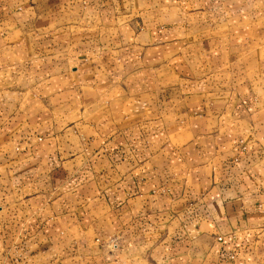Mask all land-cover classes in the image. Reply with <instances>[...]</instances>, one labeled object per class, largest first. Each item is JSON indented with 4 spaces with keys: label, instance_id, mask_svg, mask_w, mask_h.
<instances>
[{
    "label": "crops",
    "instance_id": "0c3cea01",
    "mask_svg": "<svg viewBox=\"0 0 264 264\" xmlns=\"http://www.w3.org/2000/svg\"><path fill=\"white\" fill-rule=\"evenodd\" d=\"M156 1L0 0V264H264V0Z\"/></svg>",
    "mask_w": 264,
    "mask_h": 264
},
{
    "label": "rangeland",
    "instance_id": "374dc122",
    "mask_svg": "<svg viewBox=\"0 0 264 264\" xmlns=\"http://www.w3.org/2000/svg\"><path fill=\"white\" fill-rule=\"evenodd\" d=\"M216 2H218V0H157V4L153 5V8L157 12H168L170 10L177 12L192 7L214 5Z\"/></svg>",
    "mask_w": 264,
    "mask_h": 264
},
{
    "label": "built area",
    "instance_id": "2783aa9c",
    "mask_svg": "<svg viewBox=\"0 0 264 264\" xmlns=\"http://www.w3.org/2000/svg\"><path fill=\"white\" fill-rule=\"evenodd\" d=\"M112 245H113L114 247H116V244L112 243Z\"/></svg>",
    "mask_w": 264,
    "mask_h": 264
}]
</instances>
